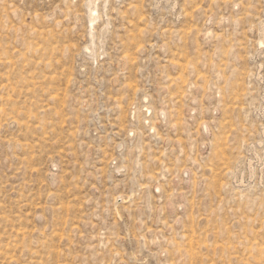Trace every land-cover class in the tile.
<instances>
[{"label":"rangeland","instance_id":"obj_1","mask_svg":"<svg viewBox=\"0 0 264 264\" xmlns=\"http://www.w3.org/2000/svg\"><path fill=\"white\" fill-rule=\"evenodd\" d=\"M0 264H264V0H0Z\"/></svg>","mask_w":264,"mask_h":264}]
</instances>
